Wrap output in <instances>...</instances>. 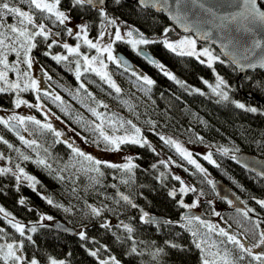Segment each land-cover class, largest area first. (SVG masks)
Here are the masks:
<instances>
[{"label": "trees", "instance_id": "obj_1", "mask_svg": "<svg viewBox=\"0 0 264 264\" xmlns=\"http://www.w3.org/2000/svg\"><path fill=\"white\" fill-rule=\"evenodd\" d=\"M12 3L23 10L29 8L27 4H20L19 0H12ZM107 3L108 12L112 17L126 21L130 27L139 29L146 36H157L162 34L167 26H171L167 16L152 9L139 7L136 0H121L120 5H115L112 0H107ZM68 8L69 0H62V9ZM33 14L39 15L35 11ZM70 15L71 19L76 21L84 20L88 25L89 37H94L101 31L102 21L95 10L74 9ZM37 22H44L53 32H58L59 35L56 36L61 41L68 39L67 25L59 26L43 20ZM6 23H16V20L9 17ZM9 41L10 39L6 43ZM34 42L37 47L30 54L40 66L46 68L49 74L48 81L60 95L61 100L54 101L53 96L36 93L32 89L23 92L8 90L0 93V109L12 108L17 93L27 100L39 96L40 100L36 101V104L41 105L39 109L46 108L54 116L53 118L68 129L77 140L79 139L84 146L83 149L78 147L80 150L97 159L115 164L121 162L118 153H127L137 168L130 176L119 169L104 167L102 170L105 175L100 177L94 172L85 171L89 167L88 162L76 157L68 147L70 142H66L61 136H55L54 132L31 123L27 124L25 139L36 141L35 145L29 147L21 142L15 132L0 125V136L13 145L12 148H8L0 142V153L6 156L11 164L19 163L26 172L36 176L41 181L42 187L37 186L41 193L51 196L56 203L71 210L65 212L63 208L48 205L40 195L24 183L17 191L16 181L11 173L2 176L0 207L12 215L5 218L0 213V228L4 229L0 233V244L11 239L12 241L24 239V256L27 259L35 256L40 264H48L49 257L64 260L66 264H99L97 258L89 255V250L96 249L100 250L98 255L101 259L115 255L122 264H157V260L152 256L156 248H164L166 253L160 257V264H201L202 254L195 248L193 240L207 241L202 246L211 260L210 253L216 251L212 248V244L214 242L219 244L224 238L215 233H208L207 228L196 221L189 225L182 218L186 208L181 207L178 202L182 199L184 203H190L196 196L203 198L198 208L205 217H211L203 220L216 224L210 220L219 218L225 224L227 231L237 236L239 234L238 238L244 239L241 233L245 228H250L251 223L233 209L228 200L220 198L213 186L207 183L204 174L199 173L194 165L184 160L175 148L164 144L159 139V135L175 136L191 145L212 147V158L219 167L209 164L204 158L199 159L202 167L207 170L208 179L224 182L243 203L244 210L247 208L255 210L249 213L253 220L264 221V208L256 204L253 199L255 197L264 200V177L237 159L238 155L246 152L255 158L264 159V114H261L264 112V69L263 71L255 69L240 77L235 65L228 62L213 47L215 53L225 61L224 64L217 62L214 67L231 86L230 98L261 110L257 113H248L235 108L230 103H217L218 97L203 82L206 80L209 84L215 85V74L212 69L206 64H201L194 57L175 55L164 48L163 43L147 45L145 48H148L158 59L157 61L170 69L179 80L184 81L186 87L169 80L160 69L135 54L133 59L152 76L155 84L151 86L150 91H145L147 86L132 75L133 70L126 71L115 63H108L107 72L121 89L117 94L94 72H82L80 79L77 80L73 62L57 63L53 60L48 51L51 53L52 50L62 51L60 43L48 48L50 39L44 41L42 37H37ZM116 43L118 48L127 47L126 43ZM45 52L49 55L45 56ZM8 59L10 64H16L19 68V82L23 87L25 83L23 73L24 70L27 71V65L22 62L23 50L19 63L15 53H9ZM8 79L16 81L17 73L9 71ZM80 84H83L84 88H80ZM191 88H198L205 94L193 93ZM102 105H107V108ZM91 108L102 114L104 130L109 134L113 132L116 135L124 134L125 129L130 126L125 123L124 128H120L119 122L131 120L141 128L143 137L149 141L152 148L123 145L119 152L105 151L102 143H96L99 134L95 131V126L101 121L89 110ZM33 110L37 112V116L40 115L35 108ZM110 120L115 122V127L110 126ZM225 148L229 149L227 155L222 154L221 151ZM21 152L30 156L32 160L38 157L46 158L52 168L44 169L31 160L24 161L20 156ZM163 156H166L170 166L176 167L184 179L196 189L195 192L189 191L183 194L179 191L180 181L175 180L173 178L175 175L166 168L165 163H162ZM232 156L236 159H232ZM152 165L156 167L153 168ZM161 173L164 175L161 176ZM58 175H62L64 180L57 179ZM124 180L128 183H123ZM173 190L177 193L175 198L168 195ZM120 194L128 195L138 208L133 209L127 205L120 199ZM20 198L26 199L25 205L18 203ZM116 201H119V204ZM89 205L99 208L107 206V208L100 217H94ZM29 208L32 211H29ZM140 209L149 213V216L156 214L172 223L167 224L164 223L165 221L144 223L140 220ZM216 212L220 215H215ZM40 214L50 215L53 220L59 219L74 226L76 233L67 234L62 230L59 231L53 228L48 220L41 221L44 227H40L37 223ZM13 217L15 218L13 222L21 221L29 226L27 228L33 225L37 227L35 233L27 232L26 228V235H32L34 243L20 237L11 227L9 220ZM105 221L110 222V229L100 227ZM121 221L133 227L134 232L131 235L137 252L141 254H127L133 246L132 240L125 239L123 243L117 241L116 236L124 238L129 235L122 225L120 228L116 227ZM216 225L221 227L220 224ZM261 228H264V223L261 224ZM81 231L86 233L88 240L82 241L79 238ZM193 231L197 232L196 237L192 236ZM165 241L184 246L187 250L172 249L165 244ZM246 242L251 243V238ZM223 247L220 246L221 250ZM228 247L231 248V245ZM249 260L250 258L245 256L243 264H248Z\"/></svg>", "mask_w": 264, "mask_h": 264}, {"label": "snow or ice", "instance_id": "obj_2", "mask_svg": "<svg viewBox=\"0 0 264 264\" xmlns=\"http://www.w3.org/2000/svg\"><path fill=\"white\" fill-rule=\"evenodd\" d=\"M20 4H27L29 6L28 10H23L20 6L13 4L12 0H0V93H4L8 90H19L20 92L27 91L32 89L36 92L40 91L39 84L35 79H32L29 76L28 72H24L23 76L28 78L23 87L19 82L20 71L16 64H10L8 55L9 53H15L17 57V63H19V58L21 56V50H23V63L27 65L29 69L33 66V60L30 56V53L33 49L37 47L36 41L37 37H42L44 41L49 40V36L51 34V29L46 26L44 22H37V20L43 21H51L53 24L59 26H66L68 22L71 21L70 13L74 9H85L95 10L96 14L101 19L102 23L100 25L101 28L105 27V23L107 25L116 26L118 23L117 18L112 17L108 12V3L107 0H69V8L67 10L62 9V0H19ZM115 5H120L121 0H112ZM137 3L142 6L144 9L155 8L156 11H168V0H137ZM176 11L169 12V17L179 23H181L185 32H191L192 27L189 26L184 21L187 18V12L185 9L188 6L197 7L201 9L203 12L207 13L210 17L215 20H219L220 27L223 29H229L230 26H235V31H243L249 33L253 36V42L251 47L245 49V55L242 58H237L232 53L225 51V55H232L233 58L231 63L236 65L240 71H244L245 69H255L261 68L264 69V37L260 39H256L255 35L258 31H264V0H224V3L220 5H207L205 0H175ZM230 8L236 9L235 11H228L224 14H218V8ZM34 11L39 15L34 16ZM11 17L16 20V23H6L7 19ZM79 28L78 32H75V35L78 39L83 41V44L87 46L88 49H95L99 55L92 56L91 58L83 54L81 52V45L77 43L74 47L69 46L67 43L63 44V48L67 50V55H53L52 59L57 63L62 61H68L69 63H75V75L76 79L79 80L82 72H81V61H83V71L84 72H94L97 76L101 78V80L106 81L109 86L114 89V91L119 94L121 92L120 87L112 80L109 73L106 71L108 65L105 63L103 59H100V56L106 54V58L108 61L115 63L117 66H126L127 61L121 57H118L114 54L113 44L117 41H123L126 44L130 45L132 50L136 52L138 56H142L149 64L154 65L156 68L160 69L164 76H166L169 80L174 81L176 84L181 87H186L185 82L179 80L176 75H174L171 71H168L166 67L159 63L157 60L148 55L141 46H147L157 43H163L164 48L174 53L177 56L181 57H194L201 64H206V66L212 69L215 74V85L209 84L208 81H203L208 87L211 89L212 93L218 97L217 103H230L235 106V108L243 110L248 113H257L261 110L254 106H248L245 103L240 101H236L230 98L229 92L231 91V86L227 83V81L216 72L214 65L218 62L220 64H224L225 61L221 59L220 56L214 54V52L208 48H197V39L192 36H184L182 39L178 41H170L168 39H163V41H159L157 39H150L146 37L145 33L140 31L137 28L130 27L128 31L122 34V30L120 27H115L114 33L110 35H114V39L110 42L103 44L101 46V41L104 39L106 33L101 31L99 33V39L95 42L92 39H89L88 33V25L83 23L81 25H77ZM170 30L168 28L164 29V35L166 36ZM199 31V29L197 30ZM67 34L72 36L74 34V30L71 27L67 28ZM54 35H59V33H55ZM211 35L210 32H202L200 35L201 39L207 40ZM127 37V39H125ZM11 40V43H6L7 40ZM58 41L53 39L51 43L47 45L48 48H52L54 44ZM19 44V47L16 45ZM222 49H227L226 44L221 45ZM260 50V55L256 54V50ZM45 56L49 55L48 52L44 53ZM69 57H74V61H70ZM206 59H201V58ZM255 57V59H253ZM241 59L247 61L246 63H242ZM127 71V67H125ZM9 71H15L17 73L18 79L13 82L8 79ZM132 75L136 76V79L143 82V85L147 87L144 89L145 91H150L151 86L155 84V81L151 79L148 75L137 74L135 71L132 72ZM49 79L51 77L49 76ZM80 88H84L83 84H80ZM191 92L199 93L200 95H204L198 88H191ZM48 95V93H45ZM91 95V93H89ZM37 101L40 100V97H36ZM54 101H59L61 98L58 95L53 96ZM22 104H27V101L20 99L19 94L17 93V97L15 100V107L19 108ZM107 108V105H102ZM28 107H36L39 109L41 105L39 103L32 105L28 104ZM93 115L97 116L100 119V123L95 126V131L98 132V138L96 143H102L104 145L105 151L119 152L121 151V147L123 145L128 146H140L148 148H152V145L149 141L143 137L141 128H139L136 124H134L131 120L128 121H120L119 127L124 128L125 123L130 126V128H126L124 134L116 135L115 132L113 134H109L104 130V118L101 113L97 112L96 109H89ZM261 114H264L262 112ZM59 119V117H57ZM34 124L43 129H47L49 131L54 132L55 136H61V133L55 131L52 128L50 123L42 124L40 120L36 119L33 116H22V115H12L7 118L0 117V125H3L5 128L10 131L23 128L25 132L28 131L27 124ZM110 126L115 127L114 121H109ZM19 139L24 144L31 147L36 144L35 140H27L24 136L19 135L17 132ZM159 139L164 142V144L175 148L176 152L191 165H194L199 173L204 174V178L207 180V183L212 185L215 188V185L211 179H208L207 170L201 166L195 159L192 158V153L189 152L186 148H184L178 141L171 137H165L164 135H159ZM202 139V138H201ZM0 142L7 145L8 148H12L13 145L10 144L4 137L0 136ZM58 143L60 141H57ZM68 147L71 149L72 153L76 157L83 158V161H87L89 167L85 169V171H90L98 174V176L103 177L105 173L102 168H112L119 169L122 172L128 173L130 176L134 174L133 170L137 168V165L133 162L131 157L126 158L127 162L124 164H115L107 161H102L97 159L91 155L86 154L79 148L75 147L73 144L69 143ZM47 152V149H45ZM154 151V149H153ZM222 154L227 155L229 149H222ZM239 151V149H236ZM19 152V149H17ZM20 156L24 161L31 160L32 163L41 166L44 169H51L52 165L48 163L46 158H37L32 160V158L28 155H24L22 152ZM209 164H212L216 167H219V164L212 158V154L208 153L203 157ZM232 159H236L235 156L231 157ZM4 159L2 153H0V160ZM163 163V162H162ZM153 168L156 165H152ZM187 170V169H185ZM62 171V170H61ZM11 173V175L15 178L16 181V190L19 191V186L22 183H26L27 187L32 189L33 192H36L37 195H40L46 203L55 208H63L65 212L71 211L69 208H65L62 204L56 203L51 196H48L44 193H41L38 190V185H41V181L34 175L29 174L25 171L24 167H21L19 163L15 165V170L10 167H0V177L5 176ZM261 176H264V172L258 173ZM161 176L164 174L161 173ZM59 180H64L62 175H58L56 177ZM175 180L180 181L182 185L179 191L181 193H188L189 191L195 192L196 189L194 187L184 186V181L179 176L173 177ZM98 182V181H97ZM123 183H128L127 180L122 181ZM169 196L175 198L177 195L176 191H170L168 193ZM203 195V193H201ZM120 199L124 201L131 208L136 209L138 205L132 201V199L128 195L120 194ZM256 204H258L261 208H264V200L256 199L253 197ZM18 203L20 205L26 204L25 198H20ZM119 204V201H116ZM179 205L186 209H194L197 207V203L194 202L191 205L185 204L181 199ZM228 203L231 205L233 203L232 200H228ZM91 210V214L94 217H100L102 213L105 211L107 206L103 208L94 207L89 205ZM32 211L31 208L28 209ZM237 212L241 213V215L251 223L250 228H245L244 232L241 233L244 236V239L238 238V236L234 233H230L223 227H219L216 224L210 223L201 219L199 216H186L182 217L185 219L190 225L193 221L198 222L200 225L207 228L208 233H215L221 239L219 244L215 242L212 244V248H215V252H211L212 259L208 258V254L205 253V248L202 246L207 243L205 239H201L199 242L193 240V244L196 249H199L201 256V264H243L245 260V256L249 257L250 260L248 264H264V228H261V224L264 221L253 220L252 217L249 216L250 212H254L255 210L252 208H247L246 210L237 208ZM141 216L140 220L144 223H156L157 221L149 216V213L140 209ZM0 213L3 214L5 218L11 216L12 214L7 212L3 207H0ZM215 215L219 216L218 212ZM15 218L9 220V224L11 227L15 229L17 233H19L20 237H24L28 242L33 241L32 235H26L27 226L22 224L19 221L13 222ZM44 220H53V217L46 214H40L39 220L37 223L40 224V227H44L41 221ZM164 223L171 224L172 221H165ZM122 225L123 229L129 234L127 237L121 238L120 236H116L117 241L123 243L124 240H132L133 246L130 248V251L127 253L131 254H141L137 252V247L135 246V241L133 240L132 233L134 229L131 225L120 222L116 227L120 228ZM100 227L104 229H110V222H103ZM4 231L3 228H0V233ZM37 231V227L33 225L30 228H27V232L35 233ZM205 236H207V234ZM115 235V234H114ZM192 236L196 237L197 232H192ZM79 238L82 241H86L89 238L86 233L81 231L79 233ZM251 238V244L246 241ZM165 244L177 251H186L187 249L184 246L176 244L171 241H165ZM223 245V249L221 250L220 246ZM231 245V248L228 247ZM25 246V240L21 239L18 243H6L0 244V261H3V264H40V261L33 256L31 259H27L24 255L18 254L22 253ZM253 249H261V251L255 252ZM99 249L89 250V255L98 259L99 264H122V262L117 259L115 255L109 256L107 259H101L98 255ZM162 255H166L164 248H156L152 253L153 259L157 260V264H160V257ZM48 264H66L64 260H57L55 258L49 257Z\"/></svg>", "mask_w": 264, "mask_h": 264}, {"label": "rangeland", "instance_id": "obj_3", "mask_svg": "<svg viewBox=\"0 0 264 264\" xmlns=\"http://www.w3.org/2000/svg\"><path fill=\"white\" fill-rule=\"evenodd\" d=\"M117 18V17H115ZM118 20V23L116 26H112V25H107L105 23V27L104 28H101V31H104L106 33L104 39L101 41V46H103V44H106L108 42H110L111 40L114 39V35H110L111 33H114L115 31V27H120L121 30H122V34H124L126 31L129 30L130 26L129 24L125 21H122V19H117ZM84 23V20L82 21H76L75 19H71L70 22L67 23V26L68 27H71L73 28L74 30V34L72 36H68V39L67 40H60L55 34V32H53L51 30V34L49 36V39L52 41L53 39L57 40L58 42L57 43H60L61 47H62V51H53L52 50V53L50 51H48L50 53L51 56L53 55H67V50L63 48V44L64 43H67L69 46H75L77 43H80L81 45V52L83 54H86L88 55L90 58L92 56H96V55H99L95 49H88L86 45L83 44V41L81 39H78V37L75 35V32H78L79 31V28L77 27V25H81ZM167 28L170 30L167 35L165 36L164 35V32L162 34H157V36H154V37H149V36H146L150 39H159L160 41H163V39H168L170 41H178L180 39H182L184 36H192L193 38L195 36H193L191 33H188V34H183L181 33V31H179L178 29L176 30L174 26H167ZM100 31V32H101ZM99 32V33H100ZM99 33L98 35L94 36V37H89V39H92L94 42L99 39ZM73 39V41L71 40ZM125 39H127V37H125ZM11 41V40H10ZM9 41V42H10ZM7 42V43H9ZM117 42H120L122 43L123 41H117ZM11 43V42H10ZM51 43V42H49ZM125 43V42H123ZM127 47H129V49H132L130 45L126 44ZM17 47H19V44L16 45ZM53 47V46H52ZM141 47H145V46H141ZM204 47H208L210 48L214 54L215 51H214V48L212 45H208V44H205V43H202V42H198L197 41V48L200 49V48H204ZM118 48V44L115 42L113 44V49H114V54L116 55V52L119 51V50H116ZM123 51V50H121ZM125 53V52H124ZM129 53V52H128ZM127 54V53H125ZM129 56V54H127ZM217 55V54H216ZM32 60H33V66L31 69H29L27 66V71L24 70V72H28L29 73V76L32 78V79H35L38 84H39V88H40V91L39 92H36V93H48V95H51V96H54V95H58L57 91L55 90V88H53V85L50 84V82L47 80V77H48V73L46 71V68L43 66L41 67L40 64L35 60V58L33 57L32 54H30ZM130 58V56H129ZM134 58V57H133ZM74 57H69V60L70 61H74ZM100 59H103L105 61V63L108 65V63H113L111 61H108L107 58H106V54H104L103 56H100ZM131 59V58H130ZM201 59H206V58H201ZM74 63V62H73ZM137 63V67H135V72L137 74H144V75H148L151 79L152 76L146 72V70H144V68L142 66H140V64L138 62ZM74 68H75V63L73 64ZM166 67V66H165ZM2 68V67H1ZM166 69L168 71H171L170 69H168L166 67ZM107 71V69H106ZM81 72H84L83 71V61H81ZM28 78L25 77V81L27 80ZM13 81V80H12ZM15 82V81H13ZM60 96V95H58ZM20 97V96H19ZM34 99H28L26 97H20V99H23L25 101H27V104H22L19 108H16L15 107V100H16V97L14 99V104H13V107L12 108H3V109H0V117H4V118H7L9 116H12V115H22V116H33L35 117L36 119L40 120L42 124L44 123H50L53 127V129H55V131H58L61 133V137H63L62 139H64L66 142H70L72 143L75 147H79L81 149H83V144L79 141V139L77 140L75 138V136H73L70 131L66 128H64L58 120H56L55 118H53V116H51L50 114H48V112L46 111H43L41 109H37L36 107H28V104H32V105H35L36 104V97L34 96L33 97ZM33 108H35L39 113L40 115L37 116V112H35V110H33ZM63 127V128H62ZM25 138L27 137V132H24L23 135ZM165 136V135H164ZM169 137V136H166V138ZM171 137V136H170ZM171 138L175 139L176 141H178L184 148H186L189 152L192 153V158L195 159L199 164H201L200 162V158H203L205 155H207L208 153H211L212 152V147L210 146H207V145H204V146H201V145H196V144H188L186 143L185 140H182L178 137H175V136H172ZM120 155V160L121 162L124 164L127 162L126 158H128L130 155H128L127 153H123V152H120L118 153ZM163 163H165L166 165V168L168 170L171 171V173H173L175 176H179L183 181H184V186H188V187H192L190 185V183L187 182L186 179H184V177L181 175V173L178 172V169L175 167H171L170 166V162L168 161V159L166 158V156H163V159H162ZM120 162V164H121ZM202 166V165H201ZM0 167H10L12 168L13 170H15V165L11 164L10 163V160H8V158L5 156L4 159L0 160ZM26 171V170H25ZM26 184V183H24ZM182 185H180V188H181ZM185 194V193H183ZM203 201V198L202 197H199V196H196L195 199H193L192 202L188 203L186 202L185 204H188V205H191L192 203L196 202L197 203V207H199L200 203ZM195 208V209H196ZM11 220V219H10ZM211 222H215L216 224H220L221 227L225 228V224L221 222V219H216V220H210ZM21 222V221H20ZM43 222H47V221H43ZM52 222L51 220L48 222L50 223ZM22 224L26 225L25 223L21 222ZM27 227H29L28 225H26ZM241 239V238H240ZM243 240V239H242ZM19 241H16V240H9L8 242L4 241L3 244H6V243H18ZM249 243V242H247ZM251 244V243H249ZM254 253L255 252H258L260 251V249H253ZM18 254H23L22 253H18ZM0 264H3V261L0 262Z\"/></svg>", "mask_w": 264, "mask_h": 264}, {"label": "water", "instance_id": "obj_4", "mask_svg": "<svg viewBox=\"0 0 264 264\" xmlns=\"http://www.w3.org/2000/svg\"><path fill=\"white\" fill-rule=\"evenodd\" d=\"M137 1V0H136ZM259 2V0H258ZM205 3L207 5H220L224 3V0H205ZM139 5V4H138ZM168 11H159V13H162L164 16H167L168 21L172 26L175 27V29L181 31L183 34L191 33L194 38L197 39L198 42H202L208 45H212L214 48L218 50L220 55H222L228 62L231 63V60L233 58L232 55H225V51L232 53L237 58H242L245 55V49L251 47L253 42V36L249 33L243 32V31H235V26H230L229 29H223L220 27V21L215 20L214 18L210 17L207 13L203 12L201 9L197 7L188 6L185 11L187 12V18L184 21V23H187L189 26L192 27L191 32H185L184 28L182 27L181 23L171 19L169 17V12H175L176 11V4L175 0H168ZM139 7H142L139 5ZM143 8V7H142ZM144 9V8H143ZM156 12L155 8H149ZM236 9H230L227 7L224 8H218V14H224L228 11H235ZM199 29V31H197ZM202 32H210L211 35L208 37L207 40L201 39L200 35ZM261 37H264V31H258L255 35L256 39H260ZM226 44L228 47L227 49H222L221 45ZM144 51L150 55L152 58L156 59L153 54L150 52L148 48L142 47ZM256 54L260 55V50H256ZM116 55L118 57H121L127 61L126 66H121L122 68L129 70H133L135 68L134 62L132 59L129 58L127 54H125L123 51H117ZM142 57V56H141ZM143 58V57H142ZM255 59V57H253ZM242 63H246L247 61H244L241 59ZM234 65V64H233ZM235 68L238 71V75L240 77H243L244 74L247 72H252L253 70H260L263 71L261 68H255V69H245L244 71H240V69L235 65ZM12 132L16 133L19 132V135H23L24 130L23 128H18L15 130H12ZM18 136V135H17ZM237 159L240 160L241 163H243L246 167H250V169L256 170L257 172L261 173L264 172V159L255 158L249 153H242L237 156ZM264 177V176H263ZM215 185V192H217V195L220 198L226 199V200H232L233 203L231 204V207L233 209L241 208L243 209V203L234 194V191L230 189V187L224 182H221L219 180L213 181ZM183 217L186 216H199L202 219L210 218V216L205 217L204 214L201 212L199 208L194 209H186L183 212ZM150 217L154 218L156 221H165V219L162 216L151 215ZM50 224L53 226V228L64 231V233L67 234H73L76 233V229L74 226H70L66 224L64 221L55 219L51 220ZM239 236V234H238Z\"/></svg>", "mask_w": 264, "mask_h": 264}, {"label": "flooded vegetation", "instance_id": "obj_5", "mask_svg": "<svg viewBox=\"0 0 264 264\" xmlns=\"http://www.w3.org/2000/svg\"><path fill=\"white\" fill-rule=\"evenodd\" d=\"M125 45H126V44H125ZM116 50H119V51L123 50V52L129 54L130 58H131V59L133 60V62H134L135 67H137L136 60L133 59V55H135L136 52H134L132 49H129V47H126V49H124V48H122V47H119V48H117ZM128 52H129V53H128ZM136 55H137V54H136ZM140 57H141V56H140ZM41 67H42V66H41ZM135 69H136V68H134L133 71H135ZM47 80H48V77H47ZM42 110L48 112V114L51 115V112H49L46 108H42ZM51 116H53V115H51ZM53 117H54V116H53ZM260 251H261V249H260Z\"/></svg>", "mask_w": 264, "mask_h": 264}]
</instances>
